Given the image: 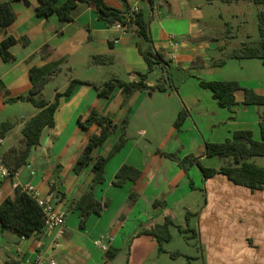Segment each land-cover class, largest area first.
<instances>
[{"label":"crops","instance_id":"1","mask_svg":"<svg viewBox=\"0 0 264 264\" xmlns=\"http://www.w3.org/2000/svg\"><path fill=\"white\" fill-rule=\"evenodd\" d=\"M28 1L29 7L12 2L16 19L0 32V48L8 37L27 40L25 45L18 43L10 48V61L4 62L0 54V123H17L1 138L0 145L6 138H14L9 148L16 146L22 140L24 123L38 113L26 101H11L29 94L31 68L61 62L59 72L41 94L48 101L64 92L72 80L91 85H78L70 97L60 99L55 126L43 131L28 163L13 178H0V204L15 190V184L19 188L32 185L42 196L51 194L56 208L66 216L62 233L43 229L20 238L0 224V264H27L39 254L45 264L51 260L56 264H131L133 260L141 264H264V189L252 191L235 185L222 174L205 179L196 166L185 171L178 162L158 152L173 153L180 159L197 156L205 165L209 143H223L237 131H250L255 141L261 140L259 122L264 106L245 104V92L239 90L233 107H221L212 92L201 86L202 80L237 81L264 97V65L259 59L230 57L232 51L249 41L243 42L231 32L226 36L215 24L208 10L217 2L157 0L149 13L150 35L154 47L169 61L172 88L167 92L138 91L128 109L123 107L119 87L109 99L100 98L95 87L111 78L136 80L135 72L147 71L134 28L106 25L96 8L86 3L74 10L73 21L61 24L57 14H36L39 0ZM66 1L57 0L56 5ZM104 1L120 11L148 7V0ZM171 35L177 42L176 50L169 44ZM250 36L245 33L246 40ZM103 56L112 61H95V57ZM157 71L156 81L162 74ZM93 110L117 123L129 116L125 130L128 141L107 163L105 182L95 191L96 199L101 203L108 200V205L80 228L78 212L68 208L89 189L93 172L91 165L80 174H75L73 167L89 138L100 133V127L83 130L78 117L85 120ZM183 110L186 119L175 128ZM122 132L118 129L110 134L93 150V157L107 155ZM9 148L0 152V162ZM259 159L250 161L264 166ZM125 164L138 168L141 177L115 187L116 173ZM167 218L175 227H171L172 240L160 253L157 239L143 233L164 225ZM176 234L186 242L175 249ZM191 237L198 239L200 247L190 242ZM99 241L101 244H96ZM196 248L198 255L194 254ZM171 253L178 256L173 258Z\"/></svg>","mask_w":264,"mask_h":264},{"label":"trees","instance_id":"2","mask_svg":"<svg viewBox=\"0 0 264 264\" xmlns=\"http://www.w3.org/2000/svg\"><path fill=\"white\" fill-rule=\"evenodd\" d=\"M21 2L29 7L28 0H9L0 3V32L11 25L16 15L12 8V2ZM126 2V0H124ZM207 3L220 2L224 4L250 3L257 8V20L259 41L256 43H244L240 48L232 51L230 57L233 59H259L264 65V0H205ZM86 3L94 6L99 14V18L108 26L121 25L127 30L134 28L137 36V48L143 56L147 71L145 73L135 72L137 79L125 81L119 78H111L101 87H95L98 96L102 99H109L116 88H120L124 96L123 107H127L134 93L140 92H167L172 88L171 70L169 61L166 60L162 51L157 50L152 42L150 35L149 13L158 3L157 0H148V7L137 12L131 10L120 11L110 7L104 0H67L62 6H57V0H39V6L35 8L38 16H50L57 14L60 23L65 24L73 21V12L79 4ZM25 38L16 39L6 38L0 48L1 58L4 62L10 61L13 57L9 52L10 48L18 43L26 44ZM97 63L111 62L110 57H95ZM61 62H55L44 67H33L30 69L31 89L27 96L11 100H19L32 104L38 113L27 120L22 129V140L9 148L2 156L0 166L5 165L12 177L20 168L25 166L35 149L40 144L43 131L46 128L55 126V113L59 107L62 97H70L78 85H91L88 81L72 80L64 92H58L53 101H48L41 96L48 82L59 72ZM160 69L162 74L157 82L151 85L148 82L149 75L155 70ZM203 88L209 89L219 106L231 108L236 104L235 93L239 90L245 92V104L264 106V97L256 94L252 89L243 87L237 81H201ZM129 109V108H128ZM186 111H181L174 123L175 128H180L186 119ZM129 116L117 123L113 119L93 110L89 116L83 120L78 117V123L83 130L88 131L93 125L100 127V133L91 136L77 158L73 172L80 174L83 169L91 165L93 172L92 182L89 189L78 199L70 202L69 211L78 212L80 228H85L87 220L92 215H101L104 207L108 205V200L101 203L95 197L96 189L105 182L106 165L109 160L118 154L128 139L126 127ZM17 125L16 122L5 121L0 126V138H5L9 131ZM261 140L255 141L250 131H237L233 138L223 143H209L206 145L207 158H218L225 161L222 167H206L201 164L199 157L187 156L180 159L176 154L163 153L158 151L166 158L178 162L179 166L185 171L196 166L203 174L205 179H209L217 174L226 176L235 185L243 186L252 191L264 189V166H259L253 158H264V112L260 114ZM122 129V135L115 142L110 152L105 156L93 157V150L105 143L110 134ZM141 171L130 165H122L116 173L113 185L121 188L128 181H137L141 177ZM54 190V185L52 186ZM0 224L3 230H13L20 238H28L44 229L43 212L35 199L21 189H15L9 197L0 204ZM171 227L174 223L167 218L162 226H155L152 230L145 231L143 234L154 236L159 244V252H165L164 245L172 240ZM109 253V251H107ZM116 255L112 256V258ZM177 257L178 253H171ZM190 264V262L188 263Z\"/></svg>","mask_w":264,"mask_h":264},{"label":"rangeland","instance_id":"3","mask_svg":"<svg viewBox=\"0 0 264 264\" xmlns=\"http://www.w3.org/2000/svg\"><path fill=\"white\" fill-rule=\"evenodd\" d=\"M240 7V9L237 10V8ZM215 22L216 25H219L223 28V32L225 35L227 32H231L233 36H237V38L243 42L252 43L253 40H259V34H257V8L253 4L250 3H232V4H224L217 2V5L210 8L208 10ZM243 13L242 15H240ZM234 14H236L234 16ZM232 27V28H230ZM252 34L253 36H250L249 39L246 40L245 33ZM227 34L226 36H228ZM251 40V41H250ZM246 44V43H245ZM159 72L156 70L150 75L149 82L151 84L156 83V76ZM49 92V90H48ZM48 94V93H47ZM44 98V97H43ZM1 125V123H0ZM166 127H162V129H166ZM134 134H138V130H132ZM151 132V131H148ZM21 135V133H20ZM19 135V136H20ZM14 142V138H6V140L3 142L2 145H0V152L9 148V146H12ZM260 161H264V158L259 159ZM203 165V163H201ZM208 167H222L223 161L218 158H208L206 162L204 163ZM258 164H262V162H258ZM204 165V166H205ZM191 235V234H189ZM194 242L196 247H200V244L198 242V239L195 237L190 238V242ZM185 240L182 236L177 235L175 236V239L173 241L174 248H180L185 244ZM197 248L195 249L194 254L198 255L196 252ZM179 261H183L182 258H180ZM131 264H141L138 260H133ZM149 264V263H148Z\"/></svg>","mask_w":264,"mask_h":264},{"label":"built area","instance_id":"4","mask_svg":"<svg viewBox=\"0 0 264 264\" xmlns=\"http://www.w3.org/2000/svg\"><path fill=\"white\" fill-rule=\"evenodd\" d=\"M137 12V11H136ZM115 27L118 28H124L121 25H117ZM169 44L171 45V48L173 50H176L177 48V42L175 40L174 36H169ZM2 142V139L0 138V143ZM0 178L2 179H9L13 178L10 174L9 169L5 165L0 166ZM15 189H21L22 191L29 194L33 199L36 200L39 207L42 209L43 212V220H44V229L48 232H52L54 230H59L60 233H62L65 222H66V216L64 212L59 211L54 203V197L51 194H48L46 196H42L40 191H38L35 187L32 185H26L23 187H18L16 184L14 185ZM96 244H101V242H96ZM106 249V248H104ZM27 264H45V259L42 255H37L36 259L32 262H29ZM49 264H56L54 260H51Z\"/></svg>","mask_w":264,"mask_h":264}]
</instances>
